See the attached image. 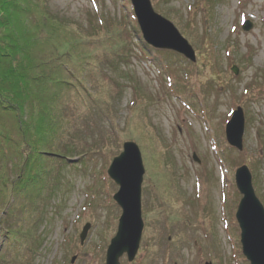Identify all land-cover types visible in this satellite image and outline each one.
Wrapping results in <instances>:
<instances>
[{"label": "rangeland", "instance_id": "1", "mask_svg": "<svg viewBox=\"0 0 264 264\" xmlns=\"http://www.w3.org/2000/svg\"><path fill=\"white\" fill-rule=\"evenodd\" d=\"M35 1L40 12L92 39L87 49L74 44L59 68L83 88L68 86L60 100L67 122L58 147L47 151L58 160H45L59 173L48 179L53 188L44 203L33 205L37 243L26 240L31 225L18 233L24 244L0 236V264H105L121 215L112 199L118 185L106 170L125 141L138 145L144 166L143 228L134 259L123 254L119 264H249L235 219L242 195L234 171L246 165L264 207V0H150L191 45L193 62L146 47L130 0ZM237 107L240 151L224 134ZM34 174L31 188L39 182ZM25 200L17 199L24 211L15 227L28 221Z\"/></svg>", "mask_w": 264, "mask_h": 264}, {"label": "trees", "instance_id": "2", "mask_svg": "<svg viewBox=\"0 0 264 264\" xmlns=\"http://www.w3.org/2000/svg\"><path fill=\"white\" fill-rule=\"evenodd\" d=\"M38 5L35 0H0V207L4 205L0 211V236L7 240L11 234L13 241L21 244L25 240H19L18 233L29 225L34 230L26 240L37 241L34 232L38 223L34 224L33 215L38 207L35 211L33 205L44 203L53 188L48 179L59 173L52 171L45 160L54 163L57 159L47 151L58 147V138L63 136L67 122L60 101L64 100L62 94L72 90L68 88L70 85L75 93L83 88L77 77L72 82L62 75V66L65 59L70 56L72 59L74 44L80 43L87 49L85 40L92 39V35L86 38L79 30L75 35L65 22L40 12ZM27 19L30 27L26 29ZM38 68L43 71H37ZM33 167L36 170L29 172ZM35 171L39 182L31 188V173ZM22 191L23 197L18 195ZM18 198L26 199V207L30 209L29 214L24 212L27 223L15 227L18 211H24V206L17 203Z\"/></svg>", "mask_w": 264, "mask_h": 264}, {"label": "water", "instance_id": "3", "mask_svg": "<svg viewBox=\"0 0 264 264\" xmlns=\"http://www.w3.org/2000/svg\"><path fill=\"white\" fill-rule=\"evenodd\" d=\"M144 41L154 48L175 51L190 61H195V52L175 26L156 13L150 0H130ZM251 27L249 21L244 28ZM237 73V68L232 67ZM244 128L243 112L238 107L226 124L227 142L238 150L242 149ZM107 176L118 185L112 199L120 207L121 215L117 231L111 238L106 251L105 264H119L118 259L126 254L132 261L139 247L143 220L141 216V185L144 166L137 144L126 141L122 151L110 162ZM235 184L242 194L236 210V220L240 229L243 255L251 264H264V208L255 196L251 185V174L246 166L235 171ZM90 224L87 223L79 235L82 244ZM74 257L71 259L73 262ZM210 264V263H205Z\"/></svg>", "mask_w": 264, "mask_h": 264}]
</instances>
